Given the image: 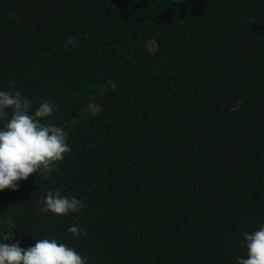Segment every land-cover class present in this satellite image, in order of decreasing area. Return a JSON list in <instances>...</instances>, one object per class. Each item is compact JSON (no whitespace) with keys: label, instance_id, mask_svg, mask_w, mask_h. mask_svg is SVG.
Listing matches in <instances>:
<instances>
[{"label":"trees","instance_id":"obj_1","mask_svg":"<svg viewBox=\"0 0 264 264\" xmlns=\"http://www.w3.org/2000/svg\"><path fill=\"white\" fill-rule=\"evenodd\" d=\"M0 91L54 104L43 122L71 149L0 192V243L56 239L87 264L246 258L264 225V0H0ZM57 189L85 207L42 212Z\"/></svg>","mask_w":264,"mask_h":264},{"label":"clouds","instance_id":"obj_2","mask_svg":"<svg viewBox=\"0 0 264 264\" xmlns=\"http://www.w3.org/2000/svg\"><path fill=\"white\" fill-rule=\"evenodd\" d=\"M70 37L65 46L74 44ZM243 100L237 101L230 111H239ZM32 101L21 92L0 91V120H6L0 129V192L18 190V182L27 181L41 170H48L63 161L71 149L64 129L45 123L52 116L55 105L44 101L34 113ZM41 211L64 217L85 207L75 197L61 194L60 189L48 191ZM68 231L73 237L82 235L77 226ZM246 258L238 257V264H264V225L244 235ZM0 264H87V258L74 248L56 239H39L27 249L17 243H0Z\"/></svg>","mask_w":264,"mask_h":264}]
</instances>
